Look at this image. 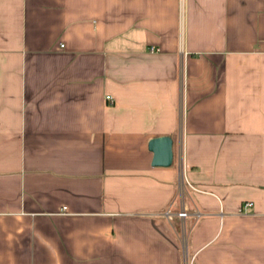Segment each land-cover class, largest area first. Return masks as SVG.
I'll return each mask as SVG.
<instances>
[{
  "label": "crops",
  "instance_id": "crops-1",
  "mask_svg": "<svg viewBox=\"0 0 264 264\" xmlns=\"http://www.w3.org/2000/svg\"><path fill=\"white\" fill-rule=\"evenodd\" d=\"M0 264H264V0H0Z\"/></svg>",
  "mask_w": 264,
  "mask_h": 264
},
{
  "label": "water",
  "instance_id": "water-1",
  "mask_svg": "<svg viewBox=\"0 0 264 264\" xmlns=\"http://www.w3.org/2000/svg\"><path fill=\"white\" fill-rule=\"evenodd\" d=\"M154 152L153 165L171 166L174 162V139L170 135L153 137L149 142Z\"/></svg>",
  "mask_w": 264,
  "mask_h": 264
},
{
  "label": "built area",
  "instance_id": "built-area-1",
  "mask_svg": "<svg viewBox=\"0 0 264 264\" xmlns=\"http://www.w3.org/2000/svg\"><path fill=\"white\" fill-rule=\"evenodd\" d=\"M108 98H111V96L109 95ZM248 204L251 205L252 202H249ZM175 213H177L179 216H183V217L188 215V211L185 210V209L179 210L178 212H174L173 210L168 209V210H166V212H165V214H166L167 216H171V215H173V214H175Z\"/></svg>",
  "mask_w": 264,
  "mask_h": 264
}]
</instances>
